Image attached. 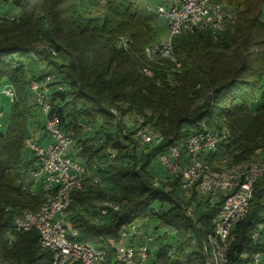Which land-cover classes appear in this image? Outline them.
Segmentation results:
<instances>
[{
	"label": "trees",
	"instance_id": "trees-1",
	"mask_svg": "<svg viewBox=\"0 0 264 264\" xmlns=\"http://www.w3.org/2000/svg\"><path fill=\"white\" fill-rule=\"evenodd\" d=\"M214 1L233 12V23L217 35H176L172 57H152L146 51L160 42L159 31L131 0H0V264H52L36 230L14 229L17 215L45 202L25 142L31 133L43 134L40 117L47 115L31 83L47 77L48 116L56 114L73 133L76 159L89 170L69 207L78 240L108 250L112 259L108 239L118 241L124 225L154 223L153 232H162L151 244L152 264H205L202 241L214 230L221 201L209 203L204 192L198 197V188L188 195L181 173L157 167L163 166L159 156L172 145L184 154L203 123L220 135L218 147L204 153L210 165H243L264 148V0ZM7 8L17 15L4 13ZM30 59L50 72L36 75L26 65ZM129 114L159 130L163 142L137 139L123 121ZM88 124L95 125L93 133ZM106 202L119 209L107 207L102 215ZM256 231L260 243L252 238ZM232 236L229 264L245 263L243 249L264 250V175Z\"/></svg>",
	"mask_w": 264,
	"mask_h": 264
},
{
	"label": "built area",
	"instance_id": "built-area-1",
	"mask_svg": "<svg viewBox=\"0 0 264 264\" xmlns=\"http://www.w3.org/2000/svg\"><path fill=\"white\" fill-rule=\"evenodd\" d=\"M148 11L152 9L148 7ZM154 13L166 20L169 38L147 48V54L152 57H172V39L176 35L202 30H211L213 35H217L234 22L233 12L225 4L214 0H166L157 5ZM120 44L127 48L125 38H121ZM145 71L150 73L147 69ZM48 82L50 77L46 79V83ZM46 83L41 88L37 81L31 83L37 101L47 115L43 134L31 133L25 142L26 150L33 154L32 175L41 187L45 202L36 211L17 215L14 219L15 231L36 230L41 245L52 253V264H152L154 255L148 243H153L155 237L137 231L136 224L124 225L118 241L108 239V243L115 248L112 259L108 250L78 240V230L69 220V207L72 192L84 186L89 170L69 153L73 133L63 130L56 114L48 116L50 103ZM5 92L13 96L10 89ZM111 112L116 120L122 119L117 110L112 109ZM127 117L123 118L124 123L141 142L151 145L163 142L162 133L145 124L143 117ZM124 134H127L126 129ZM222 134H228L226 128L222 130ZM43 136L51 137L46 145H42ZM219 141L220 135L203 123L202 129L188 138L184 154L177 146L172 145L158 159L171 173L182 174L181 188L186 193L198 188L207 193L209 203H215L216 199L221 201L220 209L212 219L214 230L205 235L202 241L201 251L205 264H229V252L234 239L232 229L248 213L254 185L264 175V157L260 161L253 160L230 168H214L204 163V153L215 150ZM108 151L110 152L109 149ZM111 157H115V154L111 153ZM98 181L94 177L93 182ZM107 207L119 209L118 205L106 202L100 209L102 215L107 213ZM187 215L194 218L193 208L187 210ZM136 235L142 236L139 244L124 241L127 237ZM252 238L254 242L260 243V232H254ZM240 257L244 264H264V250L249 254L243 249Z\"/></svg>",
	"mask_w": 264,
	"mask_h": 264
},
{
	"label": "rangeland",
	"instance_id": "rangeland-1",
	"mask_svg": "<svg viewBox=\"0 0 264 264\" xmlns=\"http://www.w3.org/2000/svg\"><path fill=\"white\" fill-rule=\"evenodd\" d=\"M133 1L134 3L136 2L137 4V7L139 8L140 11H144L145 14H147L148 16H150L151 20H152V23L155 25V27L158 29L159 31V35H160V42H163V41H167V39L169 38V29H168V26H167V22L166 20L163 18V17H160L158 16L156 13H154V10L156 9L157 5L165 2L166 0H131ZM148 7H150L152 9V11H148ZM4 13H8V14H15L17 15V12L15 11L14 8H7L5 9ZM262 18L264 19V10H263V15H262ZM26 65H28L29 68L33 69L34 70V73L36 75H41L43 74V71L44 72H50V70H47L45 67L41 66L39 63H37L35 60L33 59H30ZM30 76H32L30 74ZM46 81L42 82L39 84V87L41 88L43 86V84H45ZM129 118L133 116L134 118V115H127ZM40 120L41 122L43 123L44 122V119H43V116L40 117ZM95 125L92 124H88L85 129L90 131V133H93L94 130H95ZM36 135H39V134H42L40 133L39 131L38 132H35ZM43 140H42V145H46L48 142L51 141V137L49 136H43ZM74 143L72 144V147L69 149V153L71 154V156H73L74 158H76V155L78 154L79 152V149L78 148H74ZM106 153H109V151H106ZM33 157V154L30 153V152H26V157L25 159H32ZM264 157V148L258 152L257 156L254 157L252 159L253 160H256V161H260L261 159H263ZM114 158V157H113ZM111 157V160L113 159ZM204 163H207L204 161ZM157 167L159 169H166L164 166H161L159 163H157ZM209 164V163H208ZM221 164H214V168H219ZM218 166V167H217ZM167 171H169L167 169ZM170 172V171H169ZM203 192H200L198 197H200V194L202 195ZM188 195H190V192L188 193ZM204 195V199H208V195L207 193L203 194ZM195 205V203L193 204V206ZM139 226H142V222H139L138 224H136V227H137V231H143L144 233H147L148 235H152L154 237L157 236V234H160L162 231H158L157 233H154L153 232V227H154V223H150V228H142V227H139ZM131 231V230H130ZM130 238L131 236L127 237L124 241L126 243H130ZM135 240L133 241L135 244H139L140 242H142V236H139V235H136ZM194 242H196L194 240ZM151 242L148 243V246L151 248ZM2 264H6V263H2Z\"/></svg>",
	"mask_w": 264,
	"mask_h": 264
}]
</instances>
